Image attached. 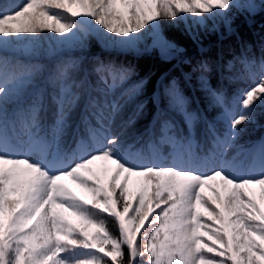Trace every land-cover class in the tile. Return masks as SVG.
I'll list each match as a JSON object with an SVG mask.
<instances>
[{
	"label": "snow or ice",
	"instance_id": "snow-or-ice-1",
	"mask_svg": "<svg viewBox=\"0 0 264 264\" xmlns=\"http://www.w3.org/2000/svg\"><path fill=\"white\" fill-rule=\"evenodd\" d=\"M257 8L264 0L0 4V264H264V144L228 156L246 131L240 126L255 123L257 109L264 114V60L236 58L239 74L236 60L218 64L215 86L213 67L198 62L184 78L195 74L205 107L192 109L175 78L139 99L147 81L129 83L133 67L85 54L93 38L134 51L150 36L167 61L183 49L161 20L184 23L191 14L206 27L219 18L231 35L228 13ZM44 39L54 53L81 55L51 68L10 55H33ZM246 80L251 86L229 97L225 81ZM149 102L155 111L133 143L113 134L117 120L127 129L145 117ZM9 104L17 105L11 115ZM217 109L210 120L206 112Z\"/></svg>",
	"mask_w": 264,
	"mask_h": 264
},
{
	"label": "trees",
	"instance_id": "trees-1",
	"mask_svg": "<svg viewBox=\"0 0 264 264\" xmlns=\"http://www.w3.org/2000/svg\"><path fill=\"white\" fill-rule=\"evenodd\" d=\"M25 2L26 0H0V4L10 3L17 8ZM240 3L242 5L247 4V0H240ZM230 12L229 16L232 17L231 28L233 30L231 35H229L228 27L225 24L216 25L209 20L206 27H201L192 23L194 17H192L191 14H188L189 20L184 23H173L170 20H161L160 23L164 25L162 28L164 35L172 40L179 48L183 49L182 52L174 54L173 58L167 61L161 59L157 51L136 53L105 49L103 45L94 38L90 40L89 47L85 50V54L89 58L99 57L105 62L112 61L118 65L133 67L136 75L132 77L129 83L141 79L147 81L144 85V95L139 99L150 101L153 93H160L163 85L175 78L185 95L193 100L191 108H204L205 102L202 94L199 92L195 74L192 75L190 81L184 78L185 73H192V69L198 62L206 60L213 67L212 83L215 86L218 79V74L215 69L218 64L236 60L234 73L239 74L242 70V65L236 58L246 56L248 60L255 61L257 65L261 60H264V9H259L255 14H249L247 10L238 12L235 9ZM190 32L191 34L199 36L198 42H194L191 39ZM42 35L46 37V33H42ZM44 40L41 41V50L44 49ZM40 53L43 52L41 51ZM80 55L81 50L78 49L74 51H62L57 56L48 58L47 60L39 57H33V59L39 61L46 68H51L59 59L68 58L69 56L78 58ZM253 71H257V68L254 67ZM252 83L253 81L246 80L229 85L227 81H225V86L229 97H231L238 89H246L250 87ZM40 86L46 87L51 91V86L47 85L44 80L40 81ZM197 100L199 101L198 103ZM130 110L131 108L126 110L125 115H127V111ZM154 111L155 109L149 102L145 117H142L133 127L127 129H121L119 126L120 121L117 120L113 129V134H121V138L126 144L133 143L136 137L143 134L145 129L149 126ZM217 111L219 110L206 112V115L211 120ZM177 119H179V117H177ZM240 127L246 129V131L242 132L235 141L236 147L229 149V158L235 156L238 151L242 153L239 158H243V155L249 150L258 148L261 144H264V114H261L260 109H257L255 123H247ZM200 128L202 129L203 126L201 125ZM224 130L223 123L217 124V131L219 133L222 134ZM197 139L204 144L205 149L210 147V145L204 141L199 130ZM69 145H71L70 137L67 138L65 146L68 147ZM137 147H139V145H137ZM169 150L170 149L165 146L164 153L167 154ZM108 228L114 235H118V230L113 223L110 222Z\"/></svg>",
	"mask_w": 264,
	"mask_h": 264
},
{
	"label": "rangeland",
	"instance_id": "rangeland-1",
	"mask_svg": "<svg viewBox=\"0 0 264 264\" xmlns=\"http://www.w3.org/2000/svg\"><path fill=\"white\" fill-rule=\"evenodd\" d=\"M252 2L255 3V4H257V5H259L261 3V0H252ZM247 3H249V0H247ZM259 9L260 8H257V10H256L255 13H257ZM230 13L231 12L228 13V16H229ZM229 19H230V21H232V17L231 16H229ZM212 22L215 23L216 25L225 24L228 27V22L227 21H224L222 19H219V18L216 19L215 21H212ZM45 33H46V37L52 35L51 33H48V32H45ZM44 42H45L44 49L41 50V47H39V49L33 55L25 54L22 51L21 52L10 53V54H12L13 56H17L21 60L25 61L23 63H29V62H31V63H39V64H41L39 61L34 60L33 57H39L41 59L47 60L48 58H51V57L53 58L54 56H57L62 51H67V50H61L59 52H55L54 53L53 51H51V49H54L55 48L54 42L53 41H50L48 39H45ZM151 43H152L151 37L150 36L145 37V39L139 43V45L137 47V50H134V51H126V52H137V53L138 52H140V53H142V52H149L150 53V52L157 51L159 53V51L157 49H151L150 48ZM74 50H78V49H73L71 51H74ZM115 50H117V49H115ZM41 51L44 54L43 53H40ZM45 75H47V74L45 73ZM22 102L23 101H21V103ZM15 105L16 104H9L8 105L9 114L11 113V110L13 109V107Z\"/></svg>",
	"mask_w": 264,
	"mask_h": 264
}]
</instances>
